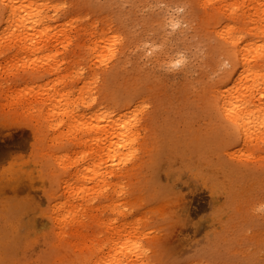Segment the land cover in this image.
I'll use <instances>...</instances> for the list:
<instances>
[{
    "label": "rangeland",
    "instance_id": "obj_1",
    "mask_svg": "<svg viewBox=\"0 0 264 264\" xmlns=\"http://www.w3.org/2000/svg\"><path fill=\"white\" fill-rule=\"evenodd\" d=\"M142 1L77 0L79 4L74 6V2L70 0H45L51 11L53 4H65L58 19L52 18L49 23L55 28L52 34L57 33L51 44L40 43L46 48L37 44L43 46L41 48L44 50L41 48L35 50L39 46L33 45L27 48L16 46L17 48L12 47V51L4 54L3 49L7 41H2V46L0 45V169L8 167L9 161L14 160L17 164H22L17 167L19 169H15L18 174L24 176L19 179L16 171H10L14 174L12 180L0 177V202L12 201L10 206L17 212L16 215H12L14 217L11 221L23 222L19 227L18 237L10 235V227L0 229V264L74 263L79 253L73 251L74 247L71 248L66 244L63 249L54 246V249L59 250L54 251L50 243L54 233L60 228L57 222L64 221V216L74 213L75 207L78 209L74 222H83L84 225L78 227L89 234L100 231L97 223L99 217L107 221L116 220L117 227L124 223L136 226L131 233L134 237L132 239L135 243L148 246L150 255H162L161 259L156 260L158 262L156 264H264L262 251L264 214L253 212L256 205L264 203V146L257 149L255 146L236 144L231 147H221L220 152L217 150L225 157L227 163L238 162L236 159H241L247 167L242 170L243 178L240 180L244 182L241 185H239L241 182H238L239 178L237 180V177H232L235 178L233 182L236 184L239 197L236 204L232 205L236 197L231 201L226 199L223 189L215 197L220 198L219 205L222 210L221 218L213 222L212 230L219 232L215 235L210 234L209 238L204 236V232L197 234L183 232L186 220L180 212L179 202L167 203L168 206L159 201L150 202L145 196L143 185L146 183V170L149 165L155 167L156 174L159 173L160 185L165 183L162 170L171 166L173 171L180 173L182 169L178 159H175V156L178 158V152L173 150L170 153L162 141L158 142L159 134H164L167 130L184 142L199 135L204 137L209 131V118L204 112L202 113L201 107L205 105L204 96L216 82L220 70L219 67H215L217 64L214 49L212 46H207L214 43L213 34H209L208 37L197 33L196 30L199 26L198 21L201 22L199 17L204 14L201 4L196 10H192L190 0H179L178 5V0H167L166 3L165 0L161 2L145 0V3ZM184 2H188V5ZM173 4L175 7L172 6ZM171 8H175L174 13L169 11ZM98 10H101L100 13ZM85 11L90 13L87 14ZM184 12L188 13L187 18L191 20L185 21ZM154 17H159V21L150 26L149 19ZM172 19L178 20H175L176 25L172 24ZM93 22L101 28L111 26L116 30L118 27L116 31L125 41H128L131 38L129 34L133 33L134 36L141 37V43L136 42L138 45L132 43L131 47L127 48L126 53L128 50L129 52L121 63L119 61L123 55H120L122 52L120 46L117 54L120 58L117 56L111 64L108 61L98 65L94 56L87 53L91 38L83 35L84 29L89 28ZM163 25H167V28ZM165 31L173 34L169 33L166 36L163 34L166 33ZM159 32L163 35L159 36ZM164 36L166 41L169 37L173 38L165 43V40H162ZM78 44L80 48H77ZM74 46L76 51L72 54ZM158 49L160 51L162 49L161 53H163L160 54ZM156 51L159 56L161 55L160 57ZM175 52H180L178 54L180 56H176ZM175 56L186 61L181 59L183 62L178 63L173 59ZM160 62L162 63L159 64ZM116 64L119 66V71L109 79L106 73H102V82L110 81L112 85L114 84V90L122 94L123 91L119 86L124 90L128 89L127 86L129 89L134 88L137 92V96H133L134 100L140 105L139 115L142 116L145 112L148 116H152L150 133L146 136L144 131L142 134L144 139L140 140L141 146L139 145L137 154L124 162L121 173L114 175L113 213L109 207L97 208V188L95 183L88 181L89 178L84 174L86 171L92 174L98 163L97 145L90 141L89 137L81 139L82 133H78L76 127L88 119L95 107V105L93 107L84 105L80 95L86 89L93 90L96 85L90 73L107 65L110 69ZM55 65L59 67L58 71H54ZM37 66L38 68L51 66L52 71L43 77L30 75ZM104 76L106 78H103ZM70 87L73 92L68 99H65L61 94ZM89 99L88 97L87 100ZM117 106L120 105L114 103V107ZM63 108L68 112L64 114ZM158 144L164 147L165 152L159 153L157 158L153 159ZM229 151L231 153L234 151L237 156L232 159L228 155ZM125 166L128 168L126 171H124ZM17 176V180L14 181ZM232 178H227L226 182ZM182 179L187 180L183 174ZM17 186H19L18 190L15 189ZM182 186L183 197L190 204L192 217L198 212L204 216L213 212V209L205 204V199H209L210 196L204 187L194 182ZM108 194L104 192L101 195V202H105ZM204 204L208 208L203 209ZM155 206L157 208H154ZM245 214L246 216H243ZM232 222H235V228L224 234L220 232L224 224L228 225ZM260 232L261 234H258Z\"/></svg>",
    "mask_w": 264,
    "mask_h": 264
},
{
    "label": "bare ground",
    "instance_id": "obj_2",
    "mask_svg": "<svg viewBox=\"0 0 264 264\" xmlns=\"http://www.w3.org/2000/svg\"><path fill=\"white\" fill-rule=\"evenodd\" d=\"M146 1L143 0L142 2L145 3ZM190 1L192 10H196V7L200 4L203 8L204 14H201L202 16L199 17L201 22L198 21L199 26L196 30L197 33L199 32L204 36L213 34L214 43L212 42V45L207 46H212L214 49V57L216 58L217 64L215 67H219L220 70L216 78V82H213V86L211 85L212 88L204 96L205 105L201 107L202 113L204 112L209 118L210 128L204 137L199 135L194 139L184 142L167 130L164 134H159L158 142L162 141L164 147L170 150V153H172L173 150L178 152V158L175 156V159H178L182 169L180 173L173 171L171 166L162 170L164 171L165 183L160 185L159 173L156 174L155 167L149 165L146 170V183H144L143 189L146 194L145 196L150 202L159 201L165 205L167 203L170 204L171 202H179L180 212L186 220L183 232H193L194 234L204 232V236L209 238L210 234L215 235L219 232L215 229L212 230V228H214L213 222L216 219L221 218L222 210L219 205L220 198L215 197L218 195V192L223 189L225 190L224 194L226 199L231 201L236 197L232 205L236 204L239 197L237 196L236 184L233 180L237 177V180L239 178L238 182L240 183V178H243L242 170L244 167H247V164L241 159H236L238 162L227 163L225 157L221 156L219 153L220 148L227 146L231 147L236 144L243 146H255L257 149L264 146V0H242L239 2L233 0ZM70 2H74V6L78 3L77 0H70ZM159 2H161V0ZM166 2L167 0H165V3ZM178 3H180L179 0L177 1V5ZM174 4L172 6L175 7ZM186 4L188 5V2ZM64 7V3L53 4L52 14V11L49 9V5L45 2V0H0V45L2 46V41H7V45H4L3 49L4 54L12 51V47L16 46L27 48L31 45L38 47L39 45L37 44L42 42L46 45L51 44L53 39L56 38L57 33L52 34L55 31V28H52V25L49 23H51L52 18L58 19L59 13L62 9H64ZM88 9L90 10L91 8ZM174 10L175 8L169 9L172 13L175 12ZM100 11L98 13H100ZM187 12L189 13V10ZM187 12H184L183 16L186 18L185 21L190 19L187 18ZM86 13L88 14L90 12ZM105 13H107V11ZM173 19L171 22L172 24H175V20L177 19ZM158 21L159 17L150 18L149 24L150 26H153V24ZM168 22L170 23V21ZM192 22L193 21H190V23ZM94 23L95 22H93L89 28L84 29L83 35L91 38L90 45L87 48V53L88 55L91 54L94 56L95 62L98 65L108 61H110V64L112 62L114 63L118 56L117 54H119L118 51L120 46L122 47L120 55H123V57H118L120 58L119 62L121 63L124 56L129 52L128 50L126 53L127 48L131 47L132 43H141V37L137 35L134 36L135 34L133 33L129 34V37L131 38H129L128 41H125L116 31L118 27H116V30H114L111 26L101 28ZM164 24H166V22ZM172 24H170V26ZM169 33L172 32H166L163 34L167 36ZM183 33H185L184 30ZM122 34L124 36L126 35L124 32ZM160 35L161 33L159 32V36ZM166 36L162 39L165 40V43L170 38H173L169 37L166 41ZM124 38H126V36ZM150 38L151 37H149V39ZM67 39L69 40V37H67ZM165 43L162 42V44ZM118 44H120L119 47ZM41 47L39 46V48H36L35 50L40 49ZM162 47H164V45ZM162 47L160 46V48ZM77 48H80L79 44ZM159 49L157 51L162 54V49L161 51ZM75 51L76 46H74L72 54H75ZM158 52L157 54L159 56ZM175 53L176 56H180L178 55L180 52ZM164 56L166 57L165 53ZM176 56L173 59L178 63H180L179 61H182L181 59H184L181 57L176 58ZM208 56L210 57V55ZM172 60L170 59V61ZM170 61L167 63H170ZM173 62H171V64ZM161 63L162 62L159 64ZM118 67V64H116L109 69L107 65L103 68H98L99 70L93 73H90L91 77L95 80L94 85H96L93 90L86 89L82 91L80 95L84 105L88 104L90 107L95 105V107L92 109L88 119L81 122L76 127V131L78 133H82V136L80 137L81 139L89 137L90 141L95 142V145H97L96 152L98 153V163L93 169L92 174L89 172L87 173V171L84 173L89 178L88 181L94 182V185L97 188V208L101 209L103 206L105 208L109 207L113 213L114 175L121 173L123 171L122 165L125 164L124 162L137 154L139 145L141 146L140 140L144 139L142 134H144V131H146V136L150 133V117L152 116H148L145 112L142 116L139 115L140 113L138 110L140 105L136 104V101L134 100L133 96H137V92L134 88L129 89L127 86L128 89L124 90L123 87L119 86L123 91L122 94L117 90H114V84L112 85L110 81L102 82V73H106L107 78L109 79L114 75V73L116 74V72L119 71ZM51 68V66H43L41 68H38L37 66L30 73V75L43 77L52 71ZM58 68L59 67L55 65L53 69L54 71H58ZM103 78H106V76ZM187 88H189V86ZM83 89L84 88H82V90ZM72 92L73 89L70 87L63 94H61V96L68 99ZM198 95L199 94H197V96ZM88 97L90 98L89 100H87ZM114 103L119 104L120 106L114 107ZM66 112H68V110L66 111L65 108H63V113L65 114ZM154 112L156 111L154 110ZM73 137H75V135ZM152 138L153 133L151 134V139ZM145 143L147 144L148 142L146 141ZM142 146L144 145L142 144ZM164 147L158 144L153 159L157 158L159 153L165 152ZM145 152L147 153L148 150ZM228 155L231 156L232 159L237 156L234 151H232V153L229 151ZM9 162L10 164L8 167H2L0 169L1 179L7 178L12 180L14 174L10 171H16L17 173L16 169H19L17 167L22 165L17 164L14 160H10ZM245 162L248 161L245 160ZM169 163L172 164L173 162ZM127 169L128 168L125 166L124 171ZM21 173L23 174L22 169ZM182 174L186 176L187 180L182 179ZM220 174L221 177H219ZM18 175L19 179L24 176L20 174ZM17 178L18 176L14 179V181L17 180ZM227 178L232 179L226 182ZM190 182L201 185L208 191V195L210 197L209 199H205V204H208L213 209V212L209 213V215L204 216V214L201 215L198 212L194 217H192L190 214V204L187 199L183 197L184 193L182 192V184H190ZM243 182L244 181H242L239 185ZM15 189L18 190L19 186L15 187ZM87 189L91 190L90 187H87ZM104 192H108L109 194L107 195L108 197H106L105 202H101V195ZM220 195H222V193ZM11 202L12 201L0 202V229L10 227V235L18 237L19 227L23 224V222L20 220L11 221V218L14 217L12 215H16L17 212V210H14V208L10 206ZM205 204L203 209L208 208ZM247 204L248 203H246V205ZM165 205L162 206L163 212ZM154 208H157V206ZM240 208L242 207L240 206ZM77 209L78 208L75 207V212L71 215L62 216L64 221L57 222L60 228L54 233L51 240L50 245L52 250L59 251L54 249V246H58L63 249L65 244L71 248L74 247L75 249L73 248V251L76 253L79 252L77 253L78 256L74 259V263L76 262V264H156L158 263L156 260L161 259V254L150 255L148 252V246L145 247L142 244L135 243L132 239L134 237L131 233L134 229H136V226H131L129 223H124L122 226L117 227L115 225L116 220L109 219V221H107L99 217L97 223L100 227V231L89 234L88 232L81 230L78 226L82 227L84 223L78 221L74 222L77 215ZM243 216H246V214ZM238 222H240V220ZM234 223L235 222L230 224L228 223V225L224 224L220 232L224 234V232L235 228ZM254 231H256V229H254ZM183 232L181 231V233L185 235ZM258 234H261V232ZM262 251L264 252V244L262 245ZM65 264L70 263L65 262Z\"/></svg>",
    "mask_w": 264,
    "mask_h": 264
},
{
    "label": "clouds",
    "instance_id": "obj_3",
    "mask_svg": "<svg viewBox=\"0 0 264 264\" xmlns=\"http://www.w3.org/2000/svg\"><path fill=\"white\" fill-rule=\"evenodd\" d=\"M253 212L257 214H264V203L256 205Z\"/></svg>",
    "mask_w": 264,
    "mask_h": 264
}]
</instances>
